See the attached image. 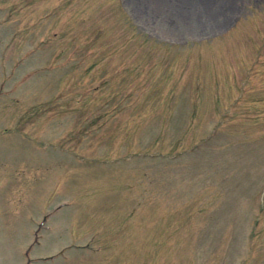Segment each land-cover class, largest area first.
<instances>
[{
	"label": "rangeland",
	"instance_id": "1",
	"mask_svg": "<svg viewBox=\"0 0 264 264\" xmlns=\"http://www.w3.org/2000/svg\"><path fill=\"white\" fill-rule=\"evenodd\" d=\"M0 264H264V0H0Z\"/></svg>",
	"mask_w": 264,
	"mask_h": 264
},
{
	"label": "bare ground",
	"instance_id": "2",
	"mask_svg": "<svg viewBox=\"0 0 264 264\" xmlns=\"http://www.w3.org/2000/svg\"><path fill=\"white\" fill-rule=\"evenodd\" d=\"M227 3H228V2H227ZM226 5H227V4H225L224 8H226Z\"/></svg>",
	"mask_w": 264,
	"mask_h": 264
}]
</instances>
